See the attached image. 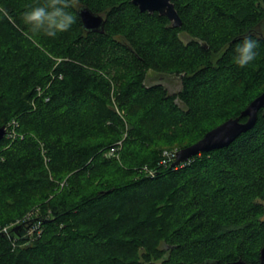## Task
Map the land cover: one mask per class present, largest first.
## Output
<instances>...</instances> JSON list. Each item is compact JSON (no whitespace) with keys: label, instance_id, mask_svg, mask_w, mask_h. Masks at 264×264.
Wrapping results in <instances>:
<instances>
[{"label":"trees","instance_id":"trees-1","mask_svg":"<svg viewBox=\"0 0 264 264\" xmlns=\"http://www.w3.org/2000/svg\"><path fill=\"white\" fill-rule=\"evenodd\" d=\"M43 2L0 0V264H258L264 108L229 146L177 167L163 145L183 149L247 120L264 92V0H173L180 27L132 0H80L104 16V33L87 31L77 11L69 31L32 37L21 15ZM246 36L258 56L239 68L232 57ZM151 71L180 74L182 89L148 85ZM121 139L120 159L108 157ZM163 242L176 246L168 257Z\"/></svg>","mask_w":264,"mask_h":264},{"label":"water","instance_id":"water-1","mask_svg":"<svg viewBox=\"0 0 264 264\" xmlns=\"http://www.w3.org/2000/svg\"><path fill=\"white\" fill-rule=\"evenodd\" d=\"M133 3L140 8L141 11L150 13L159 12L161 15L168 17L172 22L173 27L182 26V19L173 0H132ZM79 14L83 20L84 27L87 31L105 32L106 20L103 15L93 11L88 5H82L79 9ZM264 108V92L256 97L241 116L247 117L246 121H241L240 117L231 118L213 130L209 131L204 138L198 142L180 149L177 153V159L171 165L172 168L188 162L194 156L209 152L214 149H221L229 146L243 133L251 130L257 124L259 111ZM6 134V128H0V139H3ZM204 264H220L218 260H209ZM225 264H255L247 262L243 259L227 262ZM264 264V247L261 250L260 262Z\"/></svg>","mask_w":264,"mask_h":264},{"label":"clouds","instance_id":"clouds-1","mask_svg":"<svg viewBox=\"0 0 264 264\" xmlns=\"http://www.w3.org/2000/svg\"><path fill=\"white\" fill-rule=\"evenodd\" d=\"M21 15L27 34L32 37L44 36L55 38L59 33L69 31L77 23V11L81 8L80 0H44L42 4L28 5ZM0 13L8 17L6 8L0 7ZM259 42L245 37L234 48L233 63L245 68L256 60Z\"/></svg>","mask_w":264,"mask_h":264},{"label":"rangeland","instance_id":"rangeland-1","mask_svg":"<svg viewBox=\"0 0 264 264\" xmlns=\"http://www.w3.org/2000/svg\"><path fill=\"white\" fill-rule=\"evenodd\" d=\"M131 15V14H129ZM148 34V33H146ZM181 37L182 39L184 40V42L188 43L190 40H191V36L188 34V33H182L181 34ZM182 75H184L183 73H181ZM146 83L148 85H154V84H157V83H161L163 84L166 89L168 90V92L170 94H175V93H178L181 89H182V77L180 74H176V73H172V74H163V75H159V74H156L154 73L153 71L149 72L148 73V76H147V80H146ZM177 102L179 105H181L182 107H185V103L181 100V99H177ZM117 111H120L121 113V116L123 118H125V116L128 113L127 110H122V109H119L118 107L116 108ZM14 123V124H13ZM10 124V123H9ZM12 125H15L13 128H12V136H9V138H17L19 136V132H20V129L19 127L16 125V121L12 122ZM5 126V125H4ZM145 129L146 130H149V126L147 124L144 125ZM22 137H24L25 135H21ZM39 136V135H38ZM125 137V136H124ZM40 138V137H39ZM124 139V138H123ZM122 140V139H121ZM119 140V141H121ZM171 143L169 142H165L164 145H163V155L165 156V159L163 160L164 162L167 160V161H171V160H175L176 159V153L178 152L177 150H180L181 148H179V146H172L170 148L166 147L168 145H170ZM120 147L117 149L116 153L115 154H111L110 152L107 153L106 155L108 157H117V159H120V153L121 151L123 150V146H124V140L121 141V144H119ZM173 150V151H171ZM220 158H214V159H211L210 162H208V164L210 163V166L209 169L212 170V174L215 176V178H218V177H221V173L220 172H216L214 171V168L213 166L215 165V163L219 160ZM247 159V157H246ZM177 167V166H176ZM209 169H206L205 171H209ZM202 170V169H201ZM210 170V171H211ZM209 171V172H210ZM153 171H150V174L152 173ZM198 172V171H197ZM209 175L211 176V172L209 173ZM206 176L202 177V178H205ZM200 178V179H202ZM193 179H196V178H193ZM216 182L214 183H211L213 184L215 187L219 186V182H217V179L215 180ZM181 184L184 183V179L181 180L180 182ZM154 184V183H153ZM187 184V183H186ZM190 185V184H189ZM189 185H186L189 187ZM209 190V185L206 186V188L204 187H200V189L198 190H195L194 193L197 194L199 191H203V193H206V191ZM205 191V192H204ZM200 195H201V192H200ZM260 200V199H259ZM258 202V201H257ZM260 204H262L264 206V200H260L259 201ZM34 210V209H33ZM262 218L264 219V215L262 216ZM30 222H26L25 223V226H29ZM5 230V229H4ZM8 231V229H7ZM6 231V232H7ZM32 232V231H31ZM256 243V242H255ZM231 242H228V241H225L221 244V246H227V248H229ZM161 245L163 246V248H166L167 251L165 253V256L168 257V255L170 254V249L176 247L175 245H172V244H169V243H161ZM256 245H258V243H256ZM214 248V247H213ZM212 249V248H211ZM207 254L203 255L204 257L202 258L203 260H207ZM210 255V254H208ZM159 262V261H157ZM196 264H202V263H196Z\"/></svg>","mask_w":264,"mask_h":264},{"label":"bare ground","instance_id":"bare-ground-1","mask_svg":"<svg viewBox=\"0 0 264 264\" xmlns=\"http://www.w3.org/2000/svg\"><path fill=\"white\" fill-rule=\"evenodd\" d=\"M3 127V126H2ZM5 128H6V134H5V137H6V135H7V131H8V128L6 127V126H4ZM1 128V127H0ZM213 130V129H212ZM8 136H12V134L10 133V134H8ZM119 144H121V142L119 143ZM117 147V149H118V146H116ZM117 149H116V151H117ZM116 151L114 152V153H111V151H110V153L111 154H115L116 153ZM178 153V152H177ZM177 153H176V159H177ZM176 159H175V161H176ZM151 174H154L153 172L151 173ZM242 259V258H241ZM239 260V259H238Z\"/></svg>","mask_w":264,"mask_h":264},{"label":"built area","instance_id":"built-area-1","mask_svg":"<svg viewBox=\"0 0 264 264\" xmlns=\"http://www.w3.org/2000/svg\"><path fill=\"white\" fill-rule=\"evenodd\" d=\"M116 149H117V147H113V148L111 149V153H114V152L116 151ZM5 231H7V229H5Z\"/></svg>","mask_w":264,"mask_h":264}]
</instances>
